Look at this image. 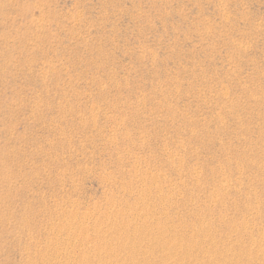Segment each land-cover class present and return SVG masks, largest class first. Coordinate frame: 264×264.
<instances>
[{"label": "rangeland", "instance_id": "1", "mask_svg": "<svg viewBox=\"0 0 264 264\" xmlns=\"http://www.w3.org/2000/svg\"><path fill=\"white\" fill-rule=\"evenodd\" d=\"M0 264H264V0H0Z\"/></svg>", "mask_w": 264, "mask_h": 264}, {"label": "bare ground", "instance_id": "2", "mask_svg": "<svg viewBox=\"0 0 264 264\" xmlns=\"http://www.w3.org/2000/svg\"><path fill=\"white\" fill-rule=\"evenodd\" d=\"M184 244V243H183ZM187 248V247H186Z\"/></svg>", "mask_w": 264, "mask_h": 264}]
</instances>
